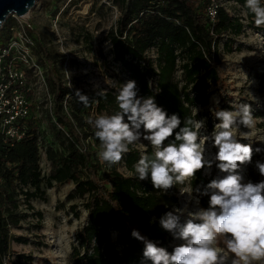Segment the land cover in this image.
I'll return each instance as SVG.
<instances>
[{
    "label": "trees",
    "instance_id": "trees-1",
    "mask_svg": "<svg viewBox=\"0 0 264 264\" xmlns=\"http://www.w3.org/2000/svg\"><path fill=\"white\" fill-rule=\"evenodd\" d=\"M111 1L120 7L121 14L107 38L113 59L136 81L138 96H153L169 116L180 117V127L184 126L186 118L196 120L191 106L205 105L209 86L222 83L218 52L221 34H239L242 23L222 7H217L212 20L208 0ZM234 1L245 5V0ZM246 12L254 16L247 8ZM2 36L1 32L0 38ZM36 40L37 53L48 62L47 82L54 102V121L48 124L53 144L46 146L50 171L46 176L41 175L36 142L40 131L32 121L25 127L24 136L13 144L4 141L0 132V264H20L13 262L10 256L15 253L11 240L28 239L10 231L12 227H20V220L27 216L19 210L18 195L23 194L25 204L31 206L28 203L31 197L45 193L43 180L47 186L71 182L73 187L67 196L83 199L86 221L75 233L78 245L71 249L73 264H152L143 256V241L135 238L132 231L138 230L171 251L172 247L168 246L171 232L162 227L160 218L171 211L177 197L156 189L150 174L144 180L135 176L134 164L141 156L136 149H130L122 158L133 172L128 178L117 171L115 164L100 162L97 155L100 141L86 120L97 116H91L93 108L100 113L117 112L116 94L109 91L100 96L96 91H82L89 96L87 106L79 102L76 95H71L68 116L62 106L70 93L62 84L63 60L57 52L46 48L43 36L38 34ZM230 41L223 42V46L231 49ZM150 48L155 49V57L146 55ZM177 61L182 70L181 84L174 80ZM149 78L155 82V91L149 86ZM257 115L264 116V111ZM177 131L179 127L166 144L175 140ZM145 155L152 158L153 152L146 150ZM256 157L253 151L251 161ZM250 174L253 183L264 181L259 169L257 174L253 170ZM191 179L192 184H199L202 190L212 181L203 176V169ZM70 208L78 214L75 205ZM34 213L37 220L42 215L39 211ZM15 254L19 258H30L24 253Z\"/></svg>",
    "mask_w": 264,
    "mask_h": 264
},
{
    "label": "rangeland",
    "instance_id": "rangeland-1",
    "mask_svg": "<svg viewBox=\"0 0 264 264\" xmlns=\"http://www.w3.org/2000/svg\"><path fill=\"white\" fill-rule=\"evenodd\" d=\"M212 3L224 8L242 23V31L239 34L232 32L221 34L222 40L219 43L218 52L222 83L218 86H209L208 101L205 105L191 106L196 120L204 122L200 135L209 138L205 143V159L213 161L211 168L207 166L203 168V176L213 180L226 173L219 170L217 167L219 161L215 160L219 149L214 144L213 132L215 125L220 121L214 117L212 109L219 107L232 110L233 104H250L255 121V127L252 130L253 138L264 139V116L257 115L258 112L264 111V81L262 80L264 76V25L257 27L254 23V16L247 15L245 5L234 0H208L209 5ZM261 3L264 5V0H261ZM30 12V21L35 28V34L43 36L46 48L59 55L61 54L60 45L50 32L49 24L50 18L61 12L60 28L65 36L64 42L66 41L64 44L66 49L63 48V50L69 56L67 73L71 76L74 86L85 85L86 90H97L95 86L98 85L100 90H112L114 94H117V90L122 87L123 83L132 80L120 64L113 59L111 45L107 38L108 31L115 27L121 14V9L117 4L111 0H37ZM6 22L11 24L13 18L9 17ZM2 40L0 38V43ZM229 40L232 41L231 49H227V45L223 46V42L228 43ZM146 55L151 57V52ZM177 64L174 80L181 84L182 70L179 68V61ZM154 69L157 71L156 68ZM148 83L155 91L154 80L149 78ZM43 106L44 101L40 103L39 108L44 109ZM97 114L110 113L104 111L97 112ZM41 118L43 120L44 115ZM47 118H50V115ZM241 131L250 130L241 126L237 130V136ZM40 133L43 135L44 146L53 144L47 125ZM241 142L249 143L244 139ZM54 146L57 147V145ZM129 147L141 150L140 153L144 155L146 150L150 149L153 152L150 142L143 139ZM252 147L257 155L256 159L240 164L236 170L243 177V183L252 182L250 172L253 170L255 174L258 173L256 166L258 161L264 163V151H255L257 147L264 149V141L254 140ZM42 185L45 193L42 196L31 197L28 201L31 206L25 204L23 194L18 195L21 201L19 210L26 212L27 216L20 220V227H12L10 231L14 235H23L28 239L27 241L11 240V249L15 253L30 255V258H19L12 253L10 254L11 260L20 264H73L71 249L72 246L78 245L75 233L86 221L83 199L79 196H67L73 187L71 182L54 183L52 186H47L43 180ZM181 188H191L192 197L190 198L188 193L181 194ZM202 192L199 184H192V179L186 181L184 185H173L167 192H164L177 197L176 202L172 204L171 211L177 208L184 210L179 214L181 224H185L191 218L189 212L209 207L211 193L202 195ZM196 198L199 199V204L196 203ZM71 205L76 206L77 215L71 210ZM34 211L42 213L38 220ZM226 239L227 237H220L217 244V247L225 252H227ZM181 243L183 241L175 238L171 233L168 246L172 247V250L169 252ZM228 255L230 264L233 257L231 253Z\"/></svg>",
    "mask_w": 264,
    "mask_h": 264
},
{
    "label": "clouds",
    "instance_id": "clouds-1",
    "mask_svg": "<svg viewBox=\"0 0 264 264\" xmlns=\"http://www.w3.org/2000/svg\"><path fill=\"white\" fill-rule=\"evenodd\" d=\"M245 7L254 15L257 27L264 25L261 0H245ZM68 86L72 87L71 82ZM95 87L97 95L105 94L98 90V85ZM76 96L79 102L88 105V95L77 89ZM116 102L119 110L114 114H101L86 120L100 141L97 155L102 164H118L129 152L130 145L141 139L149 141L152 158L141 154L134 164L135 176L144 180L150 174L153 186L164 192L173 185H184L205 166L212 167L213 161L205 159L204 155L209 138L200 135L202 120L186 118L184 126L180 127V117L177 114L169 116L153 96H138L134 80L123 83L117 90ZM212 112L220 121L213 132L214 144L219 149L215 160L226 175L218 176L206 186L201 194L211 193L209 207L189 212L191 218L185 224L180 223L179 214L184 210L179 208L160 218L162 227L183 241L172 252L138 230L132 231L135 238L143 241V256L152 264H229L228 253L233 257L230 264H264V181L243 183V177L236 172L240 164L251 162L252 142L264 139L253 138L255 121L250 104H233L232 110L217 107ZM241 126L250 131H241L237 136ZM178 127L175 140L166 144ZM242 139L249 143H242ZM255 151L264 149L257 147ZM256 166L264 175V163L258 161ZM183 193L191 198L193 190L181 188ZM196 203L199 204L198 198ZM220 237H227V252L217 247Z\"/></svg>",
    "mask_w": 264,
    "mask_h": 264
},
{
    "label": "built area",
    "instance_id": "built-area-1",
    "mask_svg": "<svg viewBox=\"0 0 264 264\" xmlns=\"http://www.w3.org/2000/svg\"><path fill=\"white\" fill-rule=\"evenodd\" d=\"M217 7L218 5L213 3L208 7V14L212 20L216 16ZM60 13H56L50 18L49 30L60 45V56L63 60L61 67L62 84L71 93L66 95L62 101V106L67 115L70 116L68 98L71 95H76L77 89L81 91L97 90H86L85 85L82 87L74 86L71 76L67 73L69 56L63 50V48L66 49L64 46L66 41L64 42L65 36L60 28ZM30 14L31 12L26 17L12 15L13 22L11 24L6 22L0 30V33H3L1 37L3 40L0 43V132L3 134L4 141H8L10 144L24 136L25 127L28 126L29 122L32 121L41 132L46 125L48 126L50 120L54 121L53 96L47 82L49 66L45 58L36 51L38 34H35V28L30 21ZM149 52H151V57L156 56L154 48L148 49L145 53L149 54ZM70 82L71 88L68 86ZM102 91L109 92L108 90ZM110 92L114 93L112 90ZM42 101H44V109L39 108ZM42 115H44L43 120ZM48 115L50 118H47ZM92 115H99L96 109L91 110ZM36 142L40 158L39 169L41 175L46 176L50 171V161L47 158L42 133H39ZM139 151L141 152V150ZM115 167L123 175H133L132 170L127 168L123 159L115 164Z\"/></svg>",
    "mask_w": 264,
    "mask_h": 264
},
{
    "label": "water",
    "instance_id": "water-1",
    "mask_svg": "<svg viewBox=\"0 0 264 264\" xmlns=\"http://www.w3.org/2000/svg\"><path fill=\"white\" fill-rule=\"evenodd\" d=\"M37 0H0V30L12 15L25 16L34 6Z\"/></svg>",
    "mask_w": 264,
    "mask_h": 264
},
{
    "label": "bare ground",
    "instance_id": "bare-ground-1",
    "mask_svg": "<svg viewBox=\"0 0 264 264\" xmlns=\"http://www.w3.org/2000/svg\"><path fill=\"white\" fill-rule=\"evenodd\" d=\"M28 15V14H27ZM27 15H25L24 17H26Z\"/></svg>",
    "mask_w": 264,
    "mask_h": 264
}]
</instances>
